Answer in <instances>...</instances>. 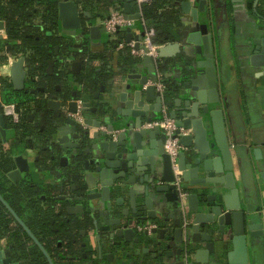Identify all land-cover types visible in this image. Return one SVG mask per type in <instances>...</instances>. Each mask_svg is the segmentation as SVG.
I'll return each instance as SVG.
<instances>
[{"label":"water","instance_id":"obj_1","mask_svg":"<svg viewBox=\"0 0 264 264\" xmlns=\"http://www.w3.org/2000/svg\"><path fill=\"white\" fill-rule=\"evenodd\" d=\"M54 2L57 30L66 37L78 34L83 42H88L100 40L101 33H106L103 25L96 24L93 16L74 0ZM108 2L140 30L139 35H134L130 27L118 29L117 33L126 34L124 43L147 53L149 48L143 42L146 29H150L142 23L138 1ZM176 2L180 12L191 19L179 33L181 41L175 34L163 35L158 31L162 36L156 49L158 60L149 55L138 58L147 71L145 74L137 64L120 67L119 73L123 75L120 79L136 82L124 87L127 92L121 80L117 92L101 99L100 95L105 94L103 76L96 93L82 86L79 92L65 95L56 87L60 94L45 99L48 107L60 110L50 146L56 150L60 167L77 182L71 187L73 196L68 200L76 205L65 207L66 211L87 226L86 234L96 243L88 264H126L130 257L135 260L130 264H264V161L257 168L262 184L244 175L240 187L233 174L232 147L220 108L213 39L209 25L204 23L207 1L198 0L196 7L190 0ZM82 46L70 45L71 55L64 63L71 66L66 67L71 75L80 73L81 64L72 55L74 49ZM259 51L264 53V48ZM24 63L21 57L10 69L14 90L29 95L43 92L39 88L30 89L35 79L28 77ZM181 63L185 68L175 79H169L173 66ZM53 66L51 61L46 70L48 75ZM162 79L170 83L163 97L154 86ZM114 83L112 78L107 84ZM113 99L125 106V110H117L119 116L115 120L111 119ZM163 108L174 121L175 137L184 149L177 153L174 163L164 148L166 135L157 127L145 128L160 117ZM64 110L66 114L62 116ZM78 112L85 127L71 117ZM6 119L0 101V143L6 138ZM90 127L97 131L92 134ZM102 127L105 129L99 130ZM258 153L260 150L256 149L255 156L261 161ZM46 165L43 168L59 179L60 173L52 165ZM28 173V160L20 155L15 157L14 169L7 178L18 182L22 174ZM126 200L128 204L124 207ZM0 201L36 243L47 263L53 264L1 196ZM135 224L153 227L139 231ZM140 246L145 247L143 253L155 249L150 260L135 252ZM3 256L0 251V258ZM2 264L19 263L8 258Z\"/></svg>","mask_w":264,"mask_h":264},{"label":"crops","instance_id":"obj_2","mask_svg":"<svg viewBox=\"0 0 264 264\" xmlns=\"http://www.w3.org/2000/svg\"><path fill=\"white\" fill-rule=\"evenodd\" d=\"M190 1L193 6H197L198 0ZM206 1L207 20L204 21V23L206 22L209 25V30L213 39L216 76L221 97L220 108L223 111L227 139L232 147L233 174L240 187H242L244 175L250 176V178L253 177L255 182L261 183L257 168L264 161V53L259 51V49L264 48V45H262L264 41V0H258L257 3L255 2L256 0H243L242 2H238L237 0ZM92 2V7H94V9L92 12H88L93 16V19H95L94 22L101 25L111 12L114 11V7L108 0H92ZM173 3L174 8L180 12L179 3H177L176 0ZM180 15V26L172 29L170 34H175L178 41H181L179 33L183 30L184 24H188L191 20L189 16L181 12ZM58 34L69 39L73 44L86 45L88 51L95 54L102 53L105 50L108 40L113 41L112 37L109 39L107 33H101L100 40H88V42H83L82 37L78 34L69 38L59 31ZM123 34L124 36L121 38L123 39L121 43H124L125 40L126 34L122 33V35ZM132 34H140V30L135 25L132 27ZM115 40L116 38H114V41ZM12 45L13 43L7 40L5 22L0 20V59H4V61L0 63V77L7 79L10 83V69L19 59L18 56L13 54ZM79 50L80 49H74V52H79ZM119 52L120 50L117 48L113 50L110 54V59L105 63L92 61V69L95 74L100 72V77H105V82H102V84H105V94L100 95L101 99H107L110 93L117 92L121 80H123L122 84L124 91V87H126L127 84L136 83L127 79H120L123 78V75L119 73V69L124 66L121 62ZM140 62L141 61H138L137 63L138 68L140 72L142 71L145 74L147 71L141 66ZM67 68L70 69L71 66L68 65ZM183 68H185L184 63L178 64L176 67L173 66L172 73L168 74L169 79H175ZM81 71L82 68L80 67V72ZM77 75H71L70 73L68 75L67 82L70 85L69 94L82 90L81 86L75 80ZM112 78H114L115 83L113 85L107 84L109 79ZM34 88L39 87L33 86V88L31 87L30 89ZM60 93L64 94L62 90ZM60 93L55 90L53 94ZM50 95L51 94L37 91L30 95L31 98H29L28 101L24 100L19 95L14 96V101L10 103L5 102L0 96L2 104H13L17 106L18 104L24 103V107L28 110L26 121L32 128H35V134L27 136L22 139L21 142L17 140L15 131L8 128L6 138L2 143L10 152L13 162L15 157L20 155H23V157L28 160L29 173L22 174L21 180L18 182H13L8 179L10 185L25 182L41 189L43 187L44 190L47 189V191L52 190L49 195L43 196H49L51 198L56 197V199H54L55 205L64 210L67 206L76 205L75 202H68V200L73 196L70 189L72 186H75L77 182L75 179H71L70 174H66V169L60 167L58 155L56 156V150L50 146L52 142L50 137L55 135L54 125L55 122L58 121L57 114L60 111L47 106V100L45 99ZM40 99L44 102L41 107L35 104L36 101ZM92 103L94 105V101ZM112 107L111 119L115 120V118L119 116L117 110L123 111L125 110V106L123 103H119L116 99H113ZM61 112L62 116L66 114L65 110ZM29 116L32 117L30 120L28 119ZM89 130L92 134L97 131L92 127H90ZM185 133L186 132H184V135ZM49 146L52 149H49ZM41 148L47 149L44 151L46 152V166L49 164L52 165L54 167L53 170L60 173L59 179L50 175L48 171H46L47 168L37 165L38 161L36 162L35 160L37 158L38 160L42 158ZM256 149L260 150L258 158L260 156L262 159L261 161L255 156ZM53 156L55 158H52ZM64 180H67V182ZM61 185L63 189H61ZM127 204L128 201L126 200L124 202V207H126ZM135 225L136 227L139 226L138 224ZM85 242L88 248H94L95 250L96 243L92 238L85 239ZM127 246L128 245H123L124 248H128ZM9 247L10 246L3 240H0V251L4 253V256L0 258V264H2L3 259L8 258L12 260V263H18L17 258L13 255ZM144 249V246H140L135 252L138 251L139 253H137L140 254L142 259L150 260L151 254L155 253V249L151 248L146 250V253H143ZM133 262H135L134 258L130 257L126 261V264ZM65 264L88 263L85 259H76L75 261L66 262Z\"/></svg>","mask_w":264,"mask_h":264},{"label":"trees","instance_id":"obj_3","mask_svg":"<svg viewBox=\"0 0 264 264\" xmlns=\"http://www.w3.org/2000/svg\"><path fill=\"white\" fill-rule=\"evenodd\" d=\"M86 11L92 12V0H74ZM175 0H150L141 6L142 23L154 31L152 43L158 44L162 34H171L172 29L180 26V12L174 8ZM40 8V9H38ZM0 20L5 22L7 40L12 45V52L18 58L25 59L24 67L28 77L35 79L32 86L43 89L47 94H53L56 87H60L62 92L69 94L70 86L67 83L65 59L69 58L71 41L58 34L57 12L54 0H0ZM124 36L116 33V40L109 43L108 49L102 53H90L86 45L79 52L72 55L74 61L82 64V71L75 79L80 85L89 82L87 73L92 72L88 66L91 61L107 62L110 59L112 50L120 44L118 40ZM111 50V51H110ZM121 62L124 67L131 68L138 63L139 59L131 54L128 47L120 50ZM4 59H0L2 63ZM54 61V66L50 75L46 73L48 64ZM107 75V74H106ZM165 93L170 87L168 80L162 79ZM92 89L96 90L100 83L92 82ZM21 96L24 100H29L28 93H16L12 84L0 77V96L10 103L14 96ZM42 99L36 101V106L41 107ZM22 104L16 106L19 112V120L13 122L6 119L7 127L13 129L17 140L21 142L27 136L35 134L26 121L28 110ZM42 158L37 165L44 166L46 162V152L41 148ZM14 169V162L11 154L3 143H0V196L7 206L16 214L31 234L35 237L53 264H65L70 251L79 249V243L69 242L68 236L74 235L73 225L70 223H53L56 218L55 210L59 206L55 202H48V207H41V196L49 195L52 190H44L42 187L33 186L25 182L17 186L10 185L7 174ZM46 204H47V200ZM49 201V200H48ZM24 203L26 205L24 206ZM0 240L10 246L11 252L17 258L19 264H48L41 250L30 236L24 231L15 217L0 201ZM69 243V244H68Z\"/></svg>","mask_w":264,"mask_h":264},{"label":"built area","instance_id":"obj_4","mask_svg":"<svg viewBox=\"0 0 264 264\" xmlns=\"http://www.w3.org/2000/svg\"><path fill=\"white\" fill-rule=\"evenodd\" d=\"M140 6H142L144 3L149 2L150 0H137ZM105 31L107 34L114 39V36L117 33V30H125L126 28H132L134 27L135 23L133 21L127 20L124 18L123 14L120 11H112L111 14L103 21L102 23ZM154 35L153 30H148L146 29V35L143 44L149 48V51L147 53H144L142 51H135L133 49V44H125V43H120L117 47L118 50H121L124 47H128L131 51V54L136 56L137 58L139 57H144L145 55L152 56L154 60H158V56L156 53V49L159 48L158 45H155L152 43V37ZM156 93L163 97L164 94V86L159 80L157 83L154 84ZM3 106V113L4 115L10 119L13 122H17L19 118V113L16 109V105L13 104H2ZM72 119H74L77 123L82 125L83 127V118L80 115V113H76L71 115ZM159 128L161 132H163L167 139H166V144L164 145L166 153L170 156L172 162L174 163L176 158H177V153L179 151L184 150L183 147L179 144V138L175 137L177 128L175 126V123L173 120H171L165 108H163L162 113L159 118L153 120L152 122L148 123L145 125V128L147 129H153V128ZM104 130L105 128H99V130ZM116 132H113L115 135ZM184 135V132H182ZM153 226L149 224H145L143 226H137V230L139 231H145V230H150Z\"/></svg>","mask_w":264,"mask_h":264},{"label":"flooded vegetation","instance_id":"obj_5","mask_svg":"<svg viewBox=\"0 0 264 264\" xmlns=\"http://www.w3.org/2000/svg\"><path fill=\"white\" fill-rule=\"evenodd\" d=\"M88 66L91 67V68L93 67L92 61L88 63ZM81 68H82V64H81ZM86 75H87V77H90V78H88L89 82H86V85L85 84L84 85H80L79 84V85L81 87L84 86L86 88H90L92 93H96V91H98V89L100 87V84L97 85L96 90H93L91 87L93 85V83H92L93 81L94 82H98V80L100 81V72H97L95 74L94 70H92V72H89ZM96 79H98V80H96ZM39 89H41V88H39ZM18 184H14V185L17 186ZM54 199H56V197H54V198L52 197L51 198L49 196H41L42 202L40 203V206L47 208L48 207V202H50V203H51V201L54 202ZM45 200H47V204H46ZM25 205H26V203H24V206ZM54 215H55L56 218L54 219L53 223L61 222L59 224L70 223V224L73 225V232L72 233H74V235L68 236V239H70L69 242L70 243L71 242H73V243L78 242L79 245H80L79 249L76 250L75 252H72V251L69 252L68 257H67V259H68L67 262H72V261H75L76 259H78V260L85 259L87 261V263H88V260H90L92 258V255H93V251L92 250H94V248L93 249L88 248L87 244L85 242V239H89V237H88L89 235L86 234L88 232L87 226H85L82 223H80L76 216H74L72 214H69L66 211V208H64V210L62 208L61 209L59 208V209L55 210Z\"/></svg>","mask_w":264,"mask_h":264}]
</instances>
